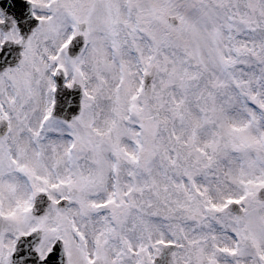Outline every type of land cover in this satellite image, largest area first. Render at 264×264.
Wrapping results in <instances>:
<instances>
[{"label":"snow or ice","instance_id":"snow-or-ice-1","mask_svg":"<svg viewBox=\"0 0 264 264\" xmlns=\"http://www.w3.org/2000/svg\"><path fill=\"white\" fill-rule=\"evenodd\" d=\"M0 264H264V0H0Z\"/></svg>","mask_w":264,"mask_h":264}]
</instances>
